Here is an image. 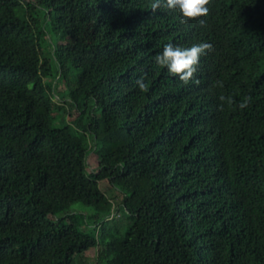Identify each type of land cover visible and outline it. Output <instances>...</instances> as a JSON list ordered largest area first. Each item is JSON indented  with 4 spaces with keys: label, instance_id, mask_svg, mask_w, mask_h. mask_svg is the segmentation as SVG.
Wrapping results in <instances>:
<instances>
[{
    "label": "trees",
    "instance_id": "1",
    "mask_svg": "<svg viewBox=\"0 0 264 264\" xmlns=\"http://www.w3.org/2000/svg\"><path fill=\"white\" fill-rule=\"evenodd\" d=\"M150 4L0 0V264H264V0Z\"/></svg>",
    "mask_w": 264,
    "mask_h": 264
},
{
    "label": "clouds",
    "instance_id": "2",
    "mask_svg": "<svg viewBox=\"0 0 264 264\" xmlns=\"http://www.w3.org/2000/svg\"><path fill=\"white\" fill-rule=\"evenodd\" d=\"M208 0H151L150 8L152 12L161 9L175 10L183 22H187L190 18L202 16L208 12ZM206 44H192L191 46H180L172 43H167L162 50L154 56V63L157 66L163 67L168 74L177 77L178 79L188 82L196 72V66L199 63L201 55L204 54ZM138 87L143 90L146 85L144 78L140 77L136 80ZM221 100L225 97L221 96ZM228 102L231 103V97H228ZM248 100L245 99L240 107L247 105Z\"/></svg>",
    "mask_w": 264,
    "mask_h": 264
},
{
    "label": "rangeland",
    "instance_id": "3",
    "mask_svg": "<svg viewBox=\"0 0 264 264\" xmlns=\"http://www.w3.org/2000/svg\"><path fill=\"white\" fill-rule=\"evenodd\" d=\"M29 1H35V0H29ZM18 14L20 16H23L22 11H18ZM90 32H91V26L89 24L86 27V34H89ZM51 33H52L53 38L57 37L54 31H52ZM71 118H72L71 116L67 117L68 120H70ZM88 162H89V171L92 172L93 174H95L97 169H98L99 161H98L97 155L94 152H92L89 155ZM100 185H101L102 189L115 202V205L118 206V203L121 201V194H120L119 190H117L116 188H113V186L111 185V183L108 179L102 180L100 182ZM79 206H81V205L74 206L75 209H73L70 212L68 220H71V221L78 223L83 229H85L86 228L85 227L86 226V218H85L84 210L82 208H86V209L90 210L91 207H87V206L82 205V208H79ZM114 212L117 213L116 209L114 210ZM98 253H99L98 247H91L85 252V255H86L89 262L96 264Z\"/></svg>",
    "mask_w": 264,
    "mask_h": 264
}]
</instances>
